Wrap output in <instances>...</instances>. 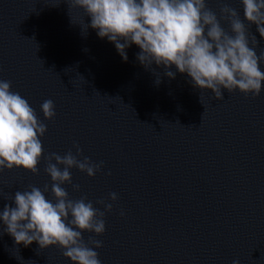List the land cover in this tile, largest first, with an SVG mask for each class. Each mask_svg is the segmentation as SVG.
<instances>
[{"label":"water","instance_id":"water-1","mask_svg":"<svg viewBox=\"0 0 264 264\" xmlns=\"http://www.w3.org/2000/svg\"><path fill=\"white\" fill-rule=\"evenodd\" d=\"M206 2L218 19L224 4L243 18L240 0ZM56 4L0 0V79L11 81L47 125L44 156L75 154L78 144L80 159L104 162L94 177L71 169L79 191L63 185L72 199L87 196L101 211L96 200L113 204L103 235L83 233L85 240L103 241L95 249L101 264H232L237 258L264 264V82L255 98L237 89L216 100L175 66L174 79L155 64L145 70L135 44L124 61L96 30L82 35L90 24L83 10ZM251 31L259 54L264 38L255 25ZM48 99L55 105L51 120L40 108ZM45 167L42 157L36 175L22 168L0 172V210L30 185H49L45 195L54 202ZM62 251L0 236V264H73Z\"/></svg>","mask_w":264,"mask_h":264},{"label":"clouds","instance_id":"clouds-1","mask_svg":"<svg viewBox=\"0 0 264 264\" xmlns=\"http://www.w3.org/2000/svg\"><path fill=\"white\" fill-rule=\"evenodd\" d=\"M61 3L69 10H83L90 24L84 23L82 35L86 37L89 28L96 30L98 37L114 43L124 61L128 59L126 49L135 44L140 49L137 60L145 70L155 64L164 69V76L174 79L175 66L190 78L194 88L210 90L216 100L224 98V90L232 93L238 89L253 98L261 93L264 49L258 54L259 41L251 26L264 38V0H240L243 18L236 8L224 4L219 19L206 0H57L56 7ZM155 83L159 85L161 80ZM11 88V81L0 79V172L22 168L36 175L43 157L54 202L46 198L47 184L43 189L30 185V190H17L12 203L0 210V236L7 233L25 247L36 242L41 250L57 246L73 264H101L95 249L102 248L103 241L95 236L104 234V216L113 204L96 200L95 204L103 206L101 211L87 196L72 199L63 185L79 191L80 185L72 183L71 169L94 177L104 162L86 156L80 159L78 144L73 145L75 154L69 150L63 156L55 152L44 156L41 137L47 125L28 100ZM40 108L45 119L55 117L51 99L43 101ZM109 199L115 202L117 193H110ZM120 214L123 216V211ZM85 232L95 236L85 240ZM232 264H240V260L234 259Z\"/></svg>","mask_w":264,"mask_h":264}]
</instances>
